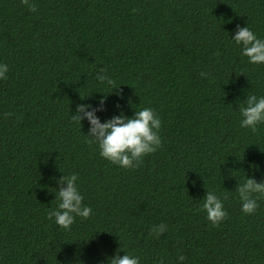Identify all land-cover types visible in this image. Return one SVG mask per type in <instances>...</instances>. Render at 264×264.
Wrapping results in <instances>:
<instances>
[{
	"label": "trees",
	"instance_id": "16d2710c",
	"mask_svg": "<svg viewBox=\"0 0 264 264\" xmlns=\"http://www.w3.org/2000/svg\"><path fill=\"white\" fill-rule=\"evenodd\" d=\"M33 2L0 0V264H264V199L246 215L236 192L264 181V124L240 126L246 97L264 96V64L232 40L238 25L264 40V0ZM101 98V123L144 107L161 119L163 147L139 168L102 158L88 121L72 120ZM73 173L93 212L64 230L47 213ZM208 191L228 196L218 227Z\"/></svg>",
	"mask_w": 264,
	"mask_h": 264
},
{
	"label": "clouds",
	"instance_id": "9594fccd",
	"mask_svg": "<svg viewBox=\"0 0 264 264\" xmlns=\"http://www.w3.org/2000/svg\"><path fill=\"white\" fill-rule=\"evenodd\" d=\"M20 3L30 12L38 10L33 0H20ZM232 40L241 46V55L247 57L249 63L264 64V40L258 38L249 27L238 25ZM8 71L6 64H0V79H7ZM105 73L106 69L101 68L96 77L97 81L108 85L112 90L117 88L115 81ZM206 75V73H201V76ZM104 103L105 99L101 98L98 108H91L90 105L85 104L78 105L76 114L71 118L80 126L81 120L88 121L90 128L87 136L91 138L88 142L98 145L99 155L102 158L124 169L139 168L144 157L163 147L160 136L161 119L154 109L144 107L135 111L131 118L121 114L101 123L95 113L104 110ZM244 103L246 106L240 108L242 117L240 126L256 132L257 126L264 124V96L257 97L254 94H249ZM10 115L12 114L5 113V116ZM77 180L78 174L76 173L67 177L61 176L56 196L59 201L58 205L47 213V218L50 220L54 218L55 223L64 230L71 229L77 216L88 219L93 212L91 207L83 204L84 196L79 191ZM236 192L241 201V211L246 215L255 214L259 207L258 201L264 199V181L258 183L252 178L245 179L242 184L237 185ZM226 199L228 196L224 195L223 200ZM223 200L214 191L206 192L204 197L202 210L206 212L207 219L213 227H218L221 222L228 219ZM167 230V225L160 223L150 229L149 235L159 239ZM177 259L180 264H183L185 257L179 255ZM110 264H140V260L139 257L125 254L122 257L114 256L110 260ZM157 264H163V261L160 260Z\"/></svg>",
	"mask_w": 264,
	"mask_h": 264
}]
</instances>
